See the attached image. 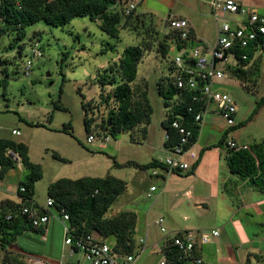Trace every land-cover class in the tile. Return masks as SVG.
<instances>
[{
	"label": "rangeland",
	"instance_id": "obj_1",
	"mask_svg": "<svg viewBox=\"0 0 264 264\" xmlns=\"http://www.w3.org/2000/svg\"><path fill=\"white\" fill-rule=\"evenodd\" d=\"M26 31L28 36L40 31L43 56L32 58L33 67L27 75L25 63L31 58L29 47L22 55L14 51L13 61L5 64L8 70L4 74L6 88L2 84L0 89L3 93L7 92V97L14 103V108L20 109L22 115L55 129L54 131L43 128L31 130L27 125L21 126L23 136L27 132L30 135L31 132L34 133L31 137V152L43 169V177L36 183L35 199L42 201L47 198V183L54 178L75 179L82 176L105 177L109 174H120L128 180L127 186L111 207L112 210L108 212V215L117 207L123 206L136 209L139 218L145 217L146 221L147 211L152 207L148 214V221L152 222L163 217L168 231L169 220H166L164 215L158 216L159 212L172 203L185 199L181 197V192L189 188L191 184L195 186V190H202L205 180L199 175L194 180L187 175L174 173L164 181L163 177L152 175L151 168L146 169V172L143 168L132 167L135 165L116 169V161L122 162L134 156H139L138 158L142 160L150 159L153 155L152 146L156 145L160 139L162 120L167 114V108L169 111L171 107L167 106L164 97L160 94L159 83L168 85L167 81L172 73V61L177 53L174 47H171L166 54L158 50L159 42L170 31L169 28L160 17L143 20L133 16L129 19L128 25L120 26V35L115 37L101 29L100 20L80 16L65 26H53L39 21L28 26ZM208 33L213 36L214 30L208 28ZM11 39L12 36L9 34L0 36V53L4 52V47H7L8 52L12 51L9 48ZM148 41H151L152 45L141 55L134 84V87L139 90L138 95L146 90L153 108L150 121L146 123L147 132L143 136L144 124H140L134 130L123 131L116 136L109 132L106 134L103 132L102 124L110 108L116 107L112 96L114 86L106 85L101 88L97 81L98 74L103 68L118 61L127 46L142 45ZM110 46L115 47L110 49ZM9 59L12 60V58ZM217 88L228 92L236 101L238 108L236 119L239 123L264 97V62L262 61L256 90H247L238 79L233 77L217 83ZM107 96L109 97L108 105L105 103ZM18 102L20 105H17ZM55 102H59L66 109L55 108ZM84 102L90 103V108H86L83 105ZM51 115L52 119L49 120ZM91 117L92 125L88 130L86 118ZM67 123H71L70 132L61 130ZM203 126L204 130L199 142L200 146L206 145L202 175L207 179L213 167H218L215 171L216 176L227 174V142L219 144L222 128L227 127V124L217 113L212 112L206 115ZM42 131L46 132L45 136ZM90 134L96 136L93 142L87 140ZM105 135L109 136L108 141L104 140ZM263 136L264 111L248 126L239 125L229 130L226 141L235 137L239 144L248 145L251 150L255 143L264 139ZM247 137H257L259 141H252L249 144L246 141ZM102 144L106 145L104 151L100 150ZM233 178L236 179L237 174H234ZM151 184L157 187V191L154 192L153 197L148 198V188ZM213 188L216 191L220 190L221 194L225 192L224 197L217 203L218 207L225 211L238 202V197L244 195L240 186L237 187L239 194L233 195L232 184L228 182L225 186L224 182L217 178L213 181ZM207 190L209 188L205 191ZM175 192L179 194L177 197L174 195ZM213 206L216 204L213 203ZM32 235L34 238L40 236L39 232ZM37 241H28L27 238H23L21 243L31 245L34 248L33 252H38L40 245ZM9 245L6 250H3L0 245V264L13 262L12 258H5L6 252L15 253L10 250Z\"/></svg>",
	"mask_w": 264,
	"mask_h": 264
},
{
	"label": "trees",
	"instance_id": "obj_2",
	"mask_svg": "<svg viewBox=\"0 0 264 264\" xmlns=\"http://www.w3.org/2000/svg\"><path fill=\"white\" fill-rule=\"evenodd\" d=\"M128 2V0H125ZM114 0H0V36L9 34L12 39L9 48L22 55L26 48H30L32 42H40V31L28 36L26 28L36 22L44 21L53 26H65L74 18L89 16L92 19L100 20V27L108 34L118 37L120 26L128 25L129 19L134 15L124 17L120 11H111L110 6ZM171 33L168 32L159 42L158 50L166 54L171 48L169 41ZM264 47V37L253 42L248 48L249 58L244 61V67H230V74L241 82L247 90H256L262 68V56L257 57V46ZM151 41L144 44L127 46L119 58L103 68L98 74V84L114 86L113 98L116 107L109 110V114L102 126L106 134L113 136L123 131H132L140 124H144L143 136L147 132L146 123L150 121L153 112L146 90L141 91L134 87L137 79V64L141 59L144 50L151 46ZM41 46V42H40ZM115 46H110V49ZM28 48V49H29ZM42 48V46H41ZM180 48V47H179ZM5 59L3 62L13 61ZM172 66V71H173ZM172 75V73H171ZM6 84V80L4 79ZM168 85L159 83V92L164 97L167 106L170 108L168 117L163 121L165 130L169 132L170 138L165 141V147L170 148L177 143L179 135L171 126V119L182 117L185 125L194 131L192 138L196 142L199 137V126L191 121L189 114L184 109L185 103H191L190 93L180 95V90L175 86L172 76L168 78ZM111 96V95H109ZM185 101V102H184ZM109 97L105 99L108 105ZM86 108L90 103L84 102ZM264 105L262 97L251 112L248 121L257 114ZM55 108L66 109L59 102H55ZM185 117V118H184ZM52 119V115L49 120ZM87 128L92 125V117L86 118ZM34 126H46L37 122ZM239 126V125H238ZM101 127V125H100ZM71 123L65 124L62 131L70 132ZM226 143V134L222 136L219 144ZM228 147V146H227ZM11 149L19 154L21 164L27 171L26 179L19 185L24 186L18 193L22 197V203H13L9 200L0 203V245L3 250L14 242L16 238L25 231L34 230L42 232L44 227L35 228L32 221L21 213L23 205H30L42 209L35 201L36 183L43 177V169L40 163L30 158L29 147L23 142L9 139H0V176H3L9 169L14 168L17 161L6 151ZM202 153V152H201ZM199 160V159H198ZM227 162L230 170L242 178L250 180V184L264 191V139L255 143L252 149H239L228 147ZM117 166L135 165L143 169L152 167H164L155 159L147 164H139L134 161L118 163ZM179 173L178 171H173ZM193 170L191 173L192 174ZM127 182L112 174L105 177L83 176L79 178L62 177L53 181L47 190V199H53L51 208L59 214L66 212L69 215L68 225L70 232L76 236L94 235L95 240L107 242L117 254L131 253L135 250V233L138 223V215L134 211L122 210L114 215L109 214L111 207L124 192ZM50 211V210H49ZM7 214H12L10 220L5 219ZM113 239V242H109ZM164 250L170 264H185L180 262L176 251L170 244ZM12 256V257H11ZM6 259L12 258V264H27L26 257L22 254L6 252ZM10 260V259H9Z\"/></svg>",
	"mask_w": 264,
	"mask_h": 264
},
{
	"label": "crops",
	"instance_id": "obj_3",
	"mask_svg": "<svg viewBox=\"0 0 264 264\" xmlns=\"http://www.w3.org/2000/svg\"><path fill=\"white\" fill-rule=\"evenodd\" d=\"M137 3V9L134 14V18L137 19H153L155 17H160L161 20L166 23L168 15L174 14L179 17L187 19L192 25V30L194 35L200 39L201 42L207 44H214L217 37V25L218 20L215 19L211 12L210 2L211 0H135ZM247 5L251 8L256 7L264 12V0H237ZM143 15V16H141ZM166 26V24H165ZM167 27V26H166ZM208 28L214 30V35L208 33ZM167 34V33H166ZM264 47H261L257 53L258 56H262V61L264 62ZM14 51L8 52L7 47H4V52L0 53V87L3 84L6 88L7 83L4 82V74L8 72L5 64L10 63L3 62L5 59L11 58ZM6 80V79H5ZM14 103L10 101L7 97V92L4 93L0 89V139H9L17 142H23L29 147L30 158L35 160L31 152L32 143V133H25L21 131V126L27 125L31 130L36 128H43L44 130H52L50 126H34V122L20 113V109L14 108ZM17 105H20L18 102ZM255 108V107H254ZM253 108V109H254ZM244 118V120L239 121V125L248 126L260 114L264 111V105L259 109L257 114L253 116L248 121V118L253 111ZM168 108L166 110V115L162 120V132L160 133V139L156 145L152 146L153 155L149 159H140L139 156H134L133 158H127L126 160L118 163H125L127 161H134L139 164H147L159 156H164L167 154L165 148V127L163 126V121L168 117ZM238 113V111H237ZM237 117V115H236ZM5 118V122L3 119ZM224 127L221 131L222 138L224 134H227L229 130L235 128ZM18 129L21 134H13L12 130ZM204 126L200 131L197 141L194 143V148L199 151L200 157L193 168V173L179 172L180 174L187 175L190 179H196L197 176H202L201 178L205 180V184L202 186V190L198 191L194 189V185L191 184L189 188H186L181 192V199L177 203H172L165 210L159 212L158 216L164 215L166 220H169V227L167 233H163L156 223V220L152 222L148 221V214L150 213L152 207L147 211L146 221L145 217L139 218V214L134 208H124L119 206L114 211L111 212L112 215L122 211L130 210L134 211L138 215V223L135 233V250L138 256L133 262V264H159L163 252L168 246V239L171 235L178 230L184 229H197L210 232L213 229L220 231V235L217 237L211 236V240L206 243L197 244V253L204 258V264H264V191L254 187L250 184L249 179L242 178L237 174V178L234 179V174L230 170L228 165V173L224 175L216 176V170L218 167H213L209 173V177L206 179L202 175L203 165L205 163V152L204 147L206 145H199L201 140L202 131ZM43 136L46 132L42 131ZM264 137V136H263ZM235 138V137H234ZM233 138V139H234ZM259 138L247 137L246 141L249 144L252 141H257ZM259 141V140H258ZM247 143V142H245ZM106 149V145L102 144L100 147L101 151ZM12 152L11 149L6 151V154ZM202 152V153H201ZM135 155L136 152H135ZM141 156V155H140ZM218 162V161H217ZM216 162V163H217ZM228 164V163H227ZM117 166V165H116ZM135 169L138 167L132 166ZM116 169H122L121 166H117ZM139 169V168H138ZM146 172V169H143ZM174 172L169 171L166 167H160L158 174L154 176L170 178ZM27 171L24 169L22 164L16 163L14 168L9 169L3 176H0V203L9 200L13 203H22V197L18 193V187L22 181L26 179ZM118 178L126 179L120 174H112ZM153 175V174H152ZM83 177V176H82ZM101 177V176H95ZM220 179L224 182L226 186L228 182L232 184L231 193L233 195L239 194L238 186L243 190L244 195L238 197V202L229 206L228 210H222L218 207V201L224 197V193L221 191L213 190L214 179ZM54 178L47 183V189ZM128 181V180H125ZM154 186L151 184L148 188ZM207 188L209 190L205 191ZM225 191V190H224ZM156 192V191H155ZM223 192V191H222ZM174 195L177 197L179 194L175 192ZM48 197V196H47ZM36 203L41 206H45L47 198L45 200H36ZM213 203L216 206H213ZM179 205V206H176ZM235 206V207H234ZM49 210L53 213L48 225L39 232L40 236L34 238L32 233H38L34 230L25 231L23 234L19 235L10 246V250L14 251L16 254H22L25 257L28 255L41 256L49 261V264H87L83 254L77 251L74 254H70V249L68 246L64 245V224L58 219L57 213L52 209ZM112 210V209H111ZM185 212V213H184ZM160 229V230H159ZM23 238H27L28 241L38 240L40 248L38 252H33L31 245L25 242L21 243ZM144 238L145 241L142 243L140 239ZM113 242L110 239L109 242Z\"/></svg>",
	"mask_w": 264,
	"mask_h": 264
},
{
	"label": "built area",
	"instance_id": "obj_4",
	"mask_svg": "<svg viewBox=\"0 0 264 264\" xmlns=\"http://www.w3.org/2000/svg\"><path fill=\"white\" fill-rule=\"evenodd\" d=\"M211 12L218 20L217 37L214 44L201 42L192 30L190 22L174 14L168 15L166 26L169 28V41L171 47L177 50L172 66V79L175 86L180 90V95L189 92L191 103H185V113L189 114L191 121L199 126V134L202 129L205 117L208 113H217L227 124V129L237 127V104L234 98L223 90L217 88V83L224 81L230 74V67H244V61L249 58L247 52L253 42H257L264 37V12L244 5L237 0H211ZM137 9L135 0H114L110 6L111 11H120L126 18L134 15ZM180 47V48H179ZM257 46V53L261 48ZM31 58L25 63V73L30 74L33 67V59L43 56L40 42L35 40L30 45ZM235 78V77H233ZM185 102V101H184ZM185 118V117H184ZM171 126L179 135L177 143L166 148L167 154L159 156L156 160L169 171L191 173L197 163L200 153L194 148L192 141L194 131L188 128L181 116L171 119ZM13 134L20 135L18 129L12 130ZM168 131L165 139H169ZM96 139L94 134L88 136V142ZM105 141L109 136L105 135ZM227 146L239 149H247L248 145L239 144L235 139H227ZM17 163L21 164L19 154L9 152ZM160 167H152V174L157 175ZM21 191L24 186L19 187ZM157 191L156 186H152L147 193V197H153ZM53 205V199L48 198L46 205L40 208L23 205L21 213L26 215L35 228L46 227L50 222L53 213L49 208ZM58 219L64 224V245L70 249V254L80 251L87 264H133L137 258L136 253H115L111 245L107 242L95 240L94 235L76 237L69 229V215L57 213ZM12 214H7L5 219L10 220ZM156 223L162 232H167L165 220L160 217ZM220 231L213 229L210 232L197 229H184L175 231L169 240L175 248L176 256L180 262L185 264H204V258L197 253V244L206 243L211 240V236L217 237ZM145 239L141 238L140 242ZM27 264H49V261L41 256L28 255ZM159 264H170L165 251Z\"/></svg>",
	"mask_w": 264,
	"mask_h": 264
}]
</instances>
